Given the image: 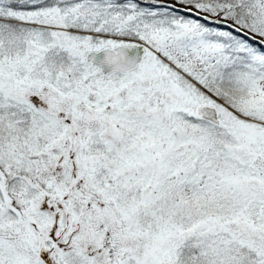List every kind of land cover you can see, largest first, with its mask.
Returning <instances> with one entry per match:
<instances>
[{
  "label": "rangeland",
  "instance_id": "obj_1",
  "mask_svg": "<svg viewBox=\"0 0 264 264\" xmlns=\"http://www.w3.org/2000/svg\"><path fill=\"white\" fill-rule=\"evenodd\" d=\"M19 1L29 7L18 9L21 21L16 25L30 38L18 50L19 57L9 62L12 65L0 62V99L15 91L12 100L35 108L30 101L38 88L22 79V72L45 67L51 46L68 51L69 66L79 75L71 81L58 76L53 82L45 75L48 81L37 96L42 105L38 144L28 141L26 149L12 143L8 149L11 165L27 167L32 174L33 163L37 173L25 179L38 191L25 192L28 184L22 192L8 191L0 179V264H47L46 253L57 257L51 264H183V251L192 264H238L244 242L264 254V56H229L188 21L166 30L149 28L148 40H141L148 46L145 61L126 75L114 72L101 80L84 62L85 53L131 40L105 36L81 45L86 28L74 21L121 30L141 22L139 16L124 13L111 0H90L61 11L44 7L42 0ZM260 4L264 12V0ZM12 18L14 12L0 5V20ZM44 29L52 34L45 43ZM205 75L237 88L234 93L246 98L250 107L236 112L188 90L187 86H197L211 95L200 80ZM93 82L98 87L91 92ZM145 97L155 105L144 106ZM201 104L220 107L218 125L228 134L195 123L208 133L190 144L186 119L194 120L198 115L190 106ZM115 109L119 130L101 138L108 128L101 120L114 124L110 113ZM236 116L251 117L246 118L250 122ZM229 135L236 142L224 143ZM125 165L134 168L124 172ZM172 194L181 199L227 198L217 205L226 212L204 220L198 212L185 218L182 213L188 207L170 200ZM227 200V205L222 203ZM154 203L158 210L150 216ZM21 231L26 239L16 238ZM259 256L262 264L264 255Z\"/></svg>",
  "mask_w": 264,
  "mask_h": 264
},
{
  "label": "trees",
  "instance_id": "obj_2",
  "mask_svg": "<svg viewBox=\"0 0 264 264\" xmlns=\"http://www.w3.org/2000/svg\"><path fill=\"white\" fill-rule=\"evenodd\" d=\"M18 1V2H17ZM90 0H42V4L44 7L48 9H53L54 11H61L64 7H71V5H81L83 2H87ZM116 4L121 5L124 13H132L133 16H139L138 18L141 19V22L135 23L134 25H128L125 29L116 30L111 27H104V25L99 24L95 21L91 23H85L82 20H75L74 24L77 26H83L84 32L81 33L82 42L81 45L85 44V42L89 44H95L99 42L100 37L105 38V36H111L116 41H122L124 39L130 40H146L148 36L151 34V30L149 28L154 29H171L176 28L179 25L183 26L185 22L193 21L196 23V27L200 32H202L203 38L211 41V42H218L221 45V50L227 53L229 56L241 55L245 52H254L256 54L264 56V12L261 6V0H111ZM22 1L19 0H7L1 1L0 5L8 7L14 12V18L8 20V22H3L4 20H0V62H5L7 60H14L19 57L18 50L23 48L26 43L27 38L25 34L27 33L23 30L19 25H16L18 22L21 21L19 8L24 7L28 8L27 2L20 3ZM69 5V6H68ZM147 21V23H146ZM149 21V22H148ZM154 22V23H153ZM254 27V29H252ZM9 30V31H8ZM44 33H42L41 37H43L42 41L45 43L47 42L48 37L51 39L52 34L47 33L44 29ZM103 35V36H99ZM101 38V39H102ZM107 38V37H106ZM148 40V39H147ZM143 42V41H141ZM144 43V42H143ZM71 62V57L67 50L64 49L63 46L61 47H49L47 55L44 57L45 67H43L40 71H38L37 75L42 80L45 75H50L48 78L49 80H53L58 76H62L64 79L71 81L73 77L79 75V72H72L73 69L69 66ZM85 62V61H84ZM89 69H92L89 67ZM23 78L27 79L29 74H33V72L29 69L24 70ZM167 73V70H166ZM126 75V73L117 72V75ZM99 78L101 80L104 79V76L98 72ZM211 77L209 78L208 75L204 77H200L201 82L204 84L205 88L211 93V95L204 91L203 89L193 86H187L188 90L195 91L197 94L204 96L208 100H216L226 103L229 105L234 111L240 112L241 110H247L250 107V103L247 101L246 98L240 96L239 94H235L234 92L238 90L235 87H231L228 85L226 81L222 83L218 82V78ZM91 78V76H90ZM76 79V78H75ZM179 84L186 88L185 83L176 80ZM190 81V80H189ZM71 83V82H70ZM81 86V85H79ZM129 87L130 85L127 84ZM98 87V82H93L91 84L90 91L94 92ZM66 88L69 90L71 88V84L67 85ZM65 88V89H66ZM156 94V92L154 93ZM213 95V96H212ZM146 98V97H145ZM147 102L144 104L147 108L155 105L154 101H151L146 98ZM188 107L187 105H185ZM190 108L195 110L196 107L191 105ZM217 110L221 111L220 107L217 106ZM12 135H13V143H16V147H19V142L22 136H25L28 132L27 127L22 125V121L20 118V114L26 109L24 103L14 100L12 101ZM234 113V112H233ZM235 114V113H234ZM185 116V115H184ZM186 117V116H185ZM238 119L249 121L246 118L251 117H240L236 116ZM183 118V117H182ZM186 119V118H185ZM183 123L185 120H182ZM250 122V121H249ZM195 123L202 124L205 126L213 127L212 131H218L217 134H224L227 135L228 133L221 132L222 125L218 124H210L209 122L200 119L198 116H194V120L186 119L187 129L190 132V144L194 143L195 139L198 135L202 136L207 135L208 130L206 129H199L196 127ZM195 124V125H194ZM264 125V124H263ZM62 126L66 127L67 124L62 123ZM182 128V125H181ZM3 135V132L0 131ZM16 137V138H15ZM17 139V140H15ZM216 139L214 136L212 137V141L214 142ZM236 142L235 139L229 135L224 143L226 142ZM41 145L44 146L45 141H41ZM213 144V143H212ZM223 144V143H221ZM213 145H216L215 143ZM216 148V147H215ZM3 148H0V153L3 152ZM20 150V149H19ZM24 155L26 154L23 153ZM1 155V154H0ZM229 158H234L231 155ZM2 159V157H1ZM32 163V162H31ZM238 163V162H237ZM240 168L247 167L242 165V163H238ZM6 166V165H5ZM4 167V162L0 161V179L3 180L4 184L8 186V191H15V192H22L23 189L21 187L23 185L28 184V191L25 192H35L38 191V188L31 187L29 183H27L25 177H30L29 172L25 171L27 167L19 166L17 164H10ZM252 166H249L250 168ZM130 168H134L133 166L125 165L122 169L124 172H129ZM31 170V167L29 168ZM32 176L36 174L35 166L32 163ZM35 169V170H34ZM30 171V172H31ZM250 171H252L250 169ZM42 179L40 177H35L34 180ZM155 179H153L154 181ZM165 181H163L164 183ZM23 183V184H22ZM25 183V184H24ZM231 184H229L230 186ZM39 189L42 187L38 185ZM164 187V184L160 185ZM169 188H167L168 190ZM1 191V189H0ZM141 198L145 197V193L142 191H138ZM0 195L2 193L0 192ZM176 195H170L173 201L178 203H182L183 206H187L188 209L183 211L182 215L185 218H191L196 212H198L200 216V220H204L211 215H216L219 212H226L220 211L218 204H220L218 200H226V199H219L220 196H214L212 199H198V198H187L181 199ZM202 197V196H201ZM216 197V199H214ZM198 199V200H197ZM229 201L232 200L231 197H228ZM185 200V201H183ZM228 200L222 202L223 204L227 205L230 203ZM233 202V200H232ZM207 204V205H206ZM158 205L155 203L151 205L150 209H148L147 214L150 216H154V213L158 210ZM140 208V207H139ZM138 209V207H137ZM155 211V212H154ZM138 212V210L134 211ZM226 214V213H224ZM143 215V214H142ZM162 217L165 216L164 213H161ZM219 215V214H218ZM181 217V216H180ZM141 220L146 218L145 216H139ZM54 219V218H53ZM243 244V242H242ZM247 244L240 246L238 255L241 257V262L238 264H260V256L264 255L256 252L252 249V246ZM248 247V248H247ZM182 259H184L183 264H189L191 262V258L189 254L182 252ZM237 254V252H236ZM189 261V262H188ZM195 264H197L195 262ZM264 264V262L262 263Z\"/></svg>",
  "mask_w": 264,
  "mask_h": 264
},
{
  "label": "flooded vegetation",
  "instance_id": "obj_3",
  "mask_svg": "<svg viewBox=\"0 0 264 264\" xmlns=\"http://www.w3.org/2000/svg\"><path fill=\"white\" fill-rule=\"evenodd\" d=\"M31 52H33V51L31 50ZM38 55L39 56L41 55L40 52H38ZM9 62H10V60H7L3 63V65H5V66L12 65ZM37 73L38 72L33 73V74H29L27 79L22 78L25 81L28 80V82H30L31 85H35L36 88H38V91L34 95L35 96L34 99H31V101H30V103L32 105H34L35 108H28L27 107L28 104L26 105L24 103V105L26 106V109L23 111V113L20 114L21 121L23 122L22 125L27 127L29 133H27L25 136H22L21 140H17V141L19 142V144L25 145L24 146L25 148L29 145L28 141L34 142L37 145L38 144L37 139H39V138H37L38 134L36 136V133H37V129H40L39 128V121H40L39 118H40V113H41L40 107L42 105L39 102V100L41 98H37V96L41 94V93H39V89L48 81V79L42 80L41 78L38 77ZM22 77H23V73H22ZM49 81H51V80H49ZM10 93L11 94H17L15 91L13 92L11 90H10ZM11 94L7 95V96L5 95L6 97H1V99H0V131L3 132V135L0 132V148L4 149L3 152L0 153L1 154L0 155V161L4 162V164H6V166H8V168L10 167L9 165L11 164L10 163L11 159L7 158L11 155L9 153L8 149L11 147V145L13 143L12 115L15 112V111L13 112V109H12V101L13 100L10 98ZM39 111H40V113H39ZM118 112H119V110L115 109L114 111H112L110 113V115L113 114V120L115 122L114 124L112 123V121H110L106 118H104L105 120H101L102 122L104 121V123H106V125L108 127L106 133H100L99 134L101 138H110L111 135H114L113 134L114 132H117L119 130V129H117V127H119V126L116 123L118 121V116H119ZM41 119H42V117H41ZM67 124H69V123H67ZM21 141H23L25 144L22 143ZM1 157H2V159H1ZM25 178L27 179L28 177H25ZM93 198H95V197L93 196ZM53 221H55L56 223L60 222L59 220H53ZM9 234H10V232H9ZM16 238H20L21 240H23V239H26L27 237H26V234L23 231H21L20 233H18L16 235ZM40 255L43 256L44 254L42 252H40ZM45 255L46 256H44V257H45V259H47V264L52 263L51 259L57 260V257L48 256L49 255L48 253H46Z\"/></svg>",
  "mask_w": 264,
  "mask_h": 264
},
{
  "label": "water",
  "instance_id": "obj_4",
  "mask_svg": "<svg viewBox=\"0 0 264 264\" xmlns=\"http://www.w3.org/2000/svg\"><path fill=\"white\" fill-rule=\"evenodd\" d=\"M145 52L146 45L143 42L130 41L87 51L84 59L101 75L107 76L112 72L127 73L136 69L145 61ZM195 112L199 118L205 121L213 124L220 123L218 111L213 106L198 105Z\"/></svg>",
  "mask_w": 264,
  "mask_h": 264
}]
</instances>
